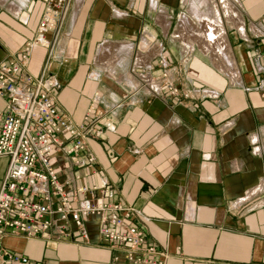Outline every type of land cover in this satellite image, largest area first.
Listing matches in <instances>:
<instances>
[{
	"label": "crops",
	"instance_id": "1",
	"mask_svg": "<svg viewBox=\"0 0 264 264\" xmlns=\"http://www.w3.org/2000/svg\"><path fill=\"white\" fill-rule=\"evenodd\" d=\"M177 1L198 26L188 0H70L58 36L38 41L46 0H0V62L19 61L30 44L24 72L54 77L60 116L76 125L93 106L85 152L94 162L76 165L63 149L51 155L66 189L107 184L111 193L96 195L137 208L132 221L166 252L165 264H264V0H230L231 57L199 47L187 24L180 31L181 15L179 38L171 35L166 14ZM161 47L174 95L160 84ZM97 226V216L86 220V241L9 235L2 243L41 264H129Z\"/></svg>",
	"mask_w": 264,
	"mask_h": 264
},
{
	"label": "built area",
	"instance_id": "2",
	"mask_svg": "<svg viewBox=\"0 0 264 264\" xmlns=\"http://www.w3.org/2000/svg\"><path fill=\"white\" fill-rule=\"evenodd\" d=\"M68 1L46 0L36 40L43 41L46 33L54 34L55 38L58 36ZM150 7L156 10L157 5L151 2ZM166 15L171 25L173 15ZM179 19L180 16L177 23ZM171 35L179 38L177 34ZM29 50L30 44H27L19 61L0 62V95L5 98L0 116V159L6 158L0 182V264H41L25 253L4 246V237L48 236L63 241L73 239L77 234L86 241L89 236L86 220L93 216L98 217L99 237L114 246H121L129 264H165L166 252L147 243L144 229L132 221L134 216L140 215L139 210L105 202L96 195L98 191L102 195L110 194L107 184H80L70 190L60 181L51 161L54 150L63 149L68 155H74L76 165H91L95 160L85 152V139L93 121L90 117L93 106L84 114L83 121L76 125L60 116L51 94V88L57 85L54 77L42 73L33 78L24 72ZM159 51L164 68L160 84L174 95L178 89L168 79L169 64L162 55L163 48ZM160 84L153 86L148 82L156 94L161 91ZM210 94L216 96L215 92ZM94 131L96 135L102 133L100 128ZM62 133L71 137L69 146L62 139ZM78 194L89 197L76 203Z\"/></svg>",
	"mask_w": 264,
	"mask_h": 264
},
{
	"label": "bare ground",
	"instance_id": "3",
	"mask_svg": "<svg viewBox=\"0 0 264 264\" xmlns=\"http://www.w3.org/2000/svg\"><path fill=\"white\" fill-rule=\"evenodd\" d=\"M218 2H220V3L222 2V4L220 5V4H218ZM211 3L213 5L211 4L207 9L201 10L200 8L197 7V5L192 0V2L189 5L188 12L190 13L191 16L196 18V20L198 22V26H195L193 24V21L191 20V17L188 16L187 14H185L184 16L181 15L182 16L181 20H183V21H181V23L179 21V23H180L179 29H181L180 31H185V30L187 31V29L192 30V33L194 32L195 35H197L199 37L201 36L203 39L200 41L197 40L196 42H198V44L200 45L199 47H202L205 51L217 49V50H221L223 52L224 48L226 49V47H227V45L225 47V41H224L225 27H223V17L229 16L232 19H234V21H235L236 17L234 16V13H233L234 11H232V9L234 8L232 6L233 2L231 3L227 0H211ZM186 24L188 25L187 29H186ZM235 24H237V23H235ZM189 28H191V29H189ZM190 32L187 33V35L190 34ZM182 37L184 38V36H182ZM188 37L191 38L190 36H188ZM194 40H195V38H194ZM185 46H186V44H185ZM221 51H220V53H221ZM225 52L227 53L226 55H229L227 51H225ZM212 53H213V50H212ZM229 56L231 57V55H229ZM217 59H219V57ZM223 59H225V58H223ZM226 59L223 61L224 63L226 62ZM231 66H232V64H231ZM224 67H226V66H224Z\"/></svg>",
	"mask_w": 264,
	"mask_h": 264
},
{
	"label": "rangeland",
	"instance_id": "4",
	"mask_svg": "<svg viewBox=\"0 0 264 264\" xmlns=\"http://www.w3.org/2000/svg\"><path fill=\"white\" fill-rule=\"evenodd\" d=\"M189 2H188V7H187V10L189 9V5H190V3L192 2V0H188ZM194 1V3L197 5V7L198 8H200L201 10H205V9H207L212 3H211V0H193ZM227 1H229V2H231L232 3V1H230V0H227ZM177 3H178V1H177ZM218 4H222V2L220 3V2H218ZM157 5V4H156ZM213 5V4H212ZM174 7H173V9L171 10V15H173V24H172V27H171V33H173V34H176V32H174L175 31V27H176V23H177V19H178V17L180 16V12H184L185 11V9H186V5L184 4V3H181L180 5H179V3L177 4V5H173ZM238 8H237V10H238V12H240V5L238 4V6H237ZM161 9V6L158 4V6L156 7V10H153L154 11V13H156L157 14V12L159 11ZM241 13V12H240ZM6 158H2V159H0V182H1V179L3 178L2 177V174H3V172H4V169H5V166H6Z\"/></svg>",
	"mask_w": 264,
	"mask_h": 264
}]
</instances>
